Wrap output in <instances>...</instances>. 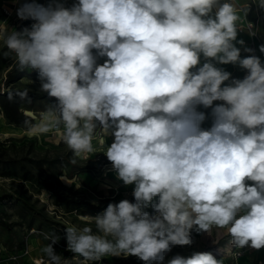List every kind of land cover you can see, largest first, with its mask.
Segmentation results:
<instances>
[{
    "label": "clouds",
    "instance_id": "1",
    "mask_svg": "<svg viewBox=\"0 0 264 264\" xmlns=\"http://www.w3.org/2000/svg\"><path fill=\"white\" fill-rule=\"evenodd\" d=\"M239 12L232 0L20 4L17 17L34 23L0 30L3 55L36 71L40 91L56 101L25 120L28 131L57 130L72 165L97 152L94 139L105 146L113 137L103 153L134 197L81 215L86 226H66L70 258L55 251V232L44 234L49 243L33 264H100L121 255L143 264H224L210 252L165 261L174 246L193 244V231L264 248V62L242 57L234 43H244ZM228 64L247 75L232 78L218 66ZM27 91L17 94L24 99ZM201 106L211 109L208 129Z\"/></svg>",
    "mask_w": 264,
    "mask_h": 264
},
{
    "label": "rangeland",
    "instance_id": "2",
    "mask_svg": "<svg viewBox=\"0 0 264 264\" xmlns=\"http://www.w3.org/2000/svg\"><path fill=\"white\" fill-rule=\"evenodd\" d=\"M23 2L25 0H0V30L6 25L9 30L21 31L34 23L31 19L20 20L17 17L16 10ZM35 2L48 6L53 0ZM61 2L70 7L74 0ZM240 49L242 57L255 54ZM7 51L3 40H0V264H33L35 258L43 255V246L49 243L44 234L53 232L60 237L54 245L55 251L70 258L72 253L66 251L64 228L86 226L80 216L102 213L109 203L123 199L134 202L133 187L123 185L116 178L103 153L113 137H105V146L94 139L97 152L72 165V154L61 142L57 130L35 134L29 132L25 124L9 121L6 109L35 120L40 111L56 101L40 91L37 72L19 70L12 55H3ZM256 56L264 62V53L257 50ZM105 59L99 58L97 62L102 64ZM218 66L230 72L238 65ZM10 71L17 74L14 81L9 77ZM24 89L28 90L27 97L22 99L17 93ZM7 93L11 94V99ZM198 110L205 112V121L212 123L211 109L201 106ZM61 177H66L67 181ZM96 207L105 208L95 210ZM145 211L153 213L151 207ZM91 227L95 230L94 224ZM192 239L190 246H174L165 256V261L176 254L188 257L193 252H210L224 264H264V248H237L232 245L229 235L217 237L215 233L209 235L193 231ZM100 264L143 262L135 256L121 255L105 257Z\"/></svg>",
    "mask_w": 264,
    "mask_h": 264
},
{
    "label": "built area",
    "instance_id": "3",
    "mask_svg": "<svg viewBox=\"0 0 264 264\" xmlns=\"http://www.w3.org/2000/svg\"><path fill=\"white\" fill-rule=\"evenodd\" d=\"M233 3L237 6L241 13V19L239 21L238 34L243 35L244 37L241 39L244 43L241 45L242 47L251 48L254 50L257 55L258 44L262 42V36L260 33V23L264 16V8L259 7L258 3L255 0H252V4L255 6L257 10L256 15L252 16L249 14L248 9L245 5L239 4L237 0H232ZM246 8V10H244ZM251 25V27H249ZM252 33V34H250ZM247 75V71L245 70L242 74V79ZM212 125L211 122L204 121L201 124V127L204 129L210 128ZM246 183L251 184V181H247ZM240 255V253H238Z\"/></svg>",
    "mask_w": 264,
    "mask_h": 264
},
{
    "label": "crops",
    "instance_id": "4",
    "mask_svg": "<svg viewBox=\"0 0 264 264\" xmlns=\"http://www.w3.org/2000/svg\"><path fill=\"white\" fill-rule=\"evenodd\" d=\"M239 4H242V5H245L247 6V9H248V12L249 14H251L252 16L256 15L257 13V10L255 9V6L252 4V0H237ZM257 2V0H255ZM258 3V2H257ZM239 15L241 16V13L239 12ZM260 33H261V36H262V42H260L258 44V50L260 48L261 45H264V16H263V19L261 20V23H260ZM244 36L241 35V34H238L237 35V41H240ZM236 43V46L239 47V48H245V47H242L240 46L239 43L237 42H234ZM245 70L242 69L241 67H239V65L234 68H232V70L230 71L231 75H232V78H238V79H242V74ZM214 103H220V102H214Z\"/></svg>",
    "mask_w": 264,
    "mask_h": 264
},
{
    "label": "trees",
    "instance_id": "5",
    "mask_svg": "<svg viewBox=\"0 0 264 264\" xmlns=\"http://www.w3.org/2000/svg\"><path fill=\"white\" fill-rule=\"evenodd\" d=\"M9 77L14 81L17 78V74L14 75V71H10ZM10 95V93H7L6 96ZM6 98L3 99L5 101ZM6 116L9 119L10 122L17 123V124H25V120H28L29 118L26 116H22L21 114H18L17 112H12L10 110L6 109ZM105 207H96L95 210H101L104 209Z\"/></svg>",
    "mask_w": 264,
    "mask_h": 264
}]
</instances>
